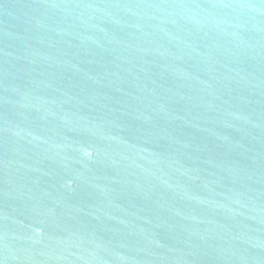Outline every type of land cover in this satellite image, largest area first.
<instances>
[{
    "label": "water",
    "instance_id": "95a60500",
    "mask_svg": "<svg viewBox=\"0 0 264 264\" xmlns=\"http://www.w3.org/2000/svg\"><path fill=\"white\" fill-rule=\"evenodd\" d=\"M0 264H264V0H0Z\"/></svg>",
    "mask_w": 264,
    "mask_h": 264
}]
</instances>
